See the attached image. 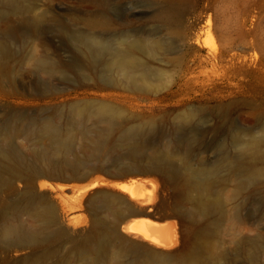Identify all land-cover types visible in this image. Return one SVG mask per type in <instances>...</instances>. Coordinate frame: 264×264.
Masks as SVG:
<instances>
[{"label": "rangeland", "instance_id": "rangeland-1", "mask_svg": "<svg viewBox=\"0 0 264 264\" xmlns=\"http://www.w3.org/2000/svg\"><path fill=\"white\" fill-rule=\"evenodd\" d=\"M1 9V15L12 14V26L0 33L4 43L12 42V51L40 52L46 43L58 61L54 70L49 63L15 62L2 82L0 135L9 134L12 126L9 143L14 149L31 151L28 142L16 136V127L33 128L35 138L48 120L62 130L71 128L75 155L53 152L51 157L58 163L83 160L100 169L87 178L69 179L65 174L85 169L63 167L57 170L63 176L48 180L74 185L77 193L86 190L87 197L102 187L115 188V181L152 177L163 213L174 207L191 212L186 200L195 191L155 174L119 177L113 172L154 157L177 171L189 166L197 177L211 180L226 208L214 228L221 255L214 262L243 263L249 261L250 250L255 254L264 249V162L254 161L245 149L246 142L264 136V0H0ZM122 38H144L141 42L157 46L152 56L145 50L141 56L152 74L158 69L171 83L131 93L130 99L139 103L134 107L129 98L120 103L130 132L125 139L114 137L116 146L109 154L93 158L79 145L86 135L108 126L78 116L75 105L110 98L105 94L114 90L108 84L113 78L109 61ZM253 50L258 51L256 59L243 60ZM36 139L35 147L41 148ZM166 144L181 150L185 162L168 157ZM149 181L146 193L154 188ZM84 207L76 210V239L90 233V211ZM22 222L25 228L31 223L26 215ZM32 255L29 248L12 253L18 264Z\"/></svg>", "mask_w": 264, "mask_h": 264}, {"label": "bare ground", "instance_id": "bare-ground-1", "mask_svg": "<svg viewBox=\"0 0 264 264\" xmlns=\"http://www.w3.org/2000/svg\"><path fill=\"white\" fill-rule=\"evenodd\" d=\"M3 11L0 10V15ZM11 26L12 14L1 15L0 33ZM141 41L144 38L129 42L122 38L118 50L111 53L109 65L113 78L108 84L114 90L105 93L109 99L84 100L75 105L78 116L94 117L108 126L96 135H86L79 145L82 152L93 158L109 154L116 146L114 137L125 139L130 132L125 123L128 114L120 103L130 99L133 92L152 91L171 83L170 76L157 74L158 69L152 74L151 66L141 54L145 50L152 56L157 46ZM11 47L12 42L7 45L0 38V93L2 82L12 73L15 62L49 63L51 70L58 66L55 53L47 50L46 43L40 52L33 48L29 54L14 52ZM257 52L245 54L243 60L254 61ZM190 68L192 65H187L186 72ZM130 102V107L139 104L131 99ZM59 127L45 121L37 139L33 128L16 127L13 131L28 142L29 152L18 151L9 143L12 126L9 134L0 135V264H18L12 253L28 248L33 255L25 264H228L214 262L221 256L214 228L226 216V208L209 178L197 177L189 166L177 171L159 157L135 161L126 170L113 172L119 177L155 174L164 181L179 182L189 191H195L186 200L192 207L189 213L175 207L172 212H161L160 189L152 177L115 181V188L102 187L85 197L86 190L77 193L74 185L48 180L63 176L57 172L63 167L85 169L82 173L65 174L69 179L87 178L100 169L85 165L83 160L58 163L51 157L53 152L75 155L73 129ZM35 139L42 144L41 148L35 147ZM164 149L168 157L185 162L181 150L170 144ZM245 149L254 161L264 162V136L246 142ZM152 153L155 155L156 150ZM147 180L153 181L154 188L146 193L143 189ZM6 192L16 197L6 196ZM82 207L90 211L91 229L88 235L76 239L72 236L79 227L76 210ZM23 215L31 222L27 228L22 222ZM249 255V261L239 264H264V249L255 254L250 250Z\"/></svg>", "mask_w": 264, "mask_h": 264}]
</instances>
